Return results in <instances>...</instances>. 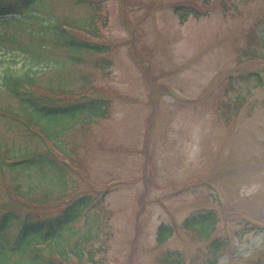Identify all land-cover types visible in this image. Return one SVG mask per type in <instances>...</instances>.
<instances>
[{
	"label": "rangeland",
	"instance_id": "obj_1",
	"mask_svg": "<svg viewBox=\"0 0 264 264\" xmlns=\"http://www.w3.org/2000/svg\"><path fill=\"white\" fill-rule=\"evenodd\" d=\"M80 1L47 0L43 11L78 24L98 17L99 42L111 48L103 56H74L81 63L57 72L91 80L110 101V116L80 118L53 142L72 161L70 167L59 162L60 173H45L46 181L3 167L0 207L18 186L26 195L21 204L32 210L35 202L40 212L65 207L64 198L56 202L62 194L89 196L65 244L86 245L98 264H160L170 253L181 254L184 264L216 258L217 264H264V0ZM179 7L194 8L198 17L182 22ZM17 50L0 43V83L7 71L34 69ZM52 55L55 63L69 60L62 50ZM47 64L33 72L56 84L55 71L44 73ZM258 73L261 81L252 76ZM18 109L0 93V146L18 156L52 150L1 115ZM207 214L218 220L213 238L228 241L216 257L210 241L182 229ZM161 226L175 229L163 246Z\"/></svg>",
	"mask_w": 264,
	"mask_h": 264
},
{
	"label": "trees",
	"instance_id": "obj_2",
	"mask_svg": "<svg viewBox=\"0 0 264 264\" xmlns=\"http://www.w3.org/2000/svg\"><path fill=\"white\" fill-rule=\"evenodd\" d=\"M46 1L0 0V19L12 17L10 20L0 22V43L18 48L17 52L20 55L32 60L34 69L48 63L45 65L44 73L55 71L56 75V84H51L43 82L40 75L33 72L34 69L22 75L7 71L0 83V93L15 100L19 104V109L15 114L7 111L1 115L25 127L31 137L40 140L44 145L51 144L58 156L66 152L53 142L60 140L64 132L76 125L80 118L86 123L107 120L110 116L111 103L103 97L97 87L91 85L88 78L77 76L75 72L63 76L57 71L64 70L65 74V68L81 63L74 56L85 54L103 56L110 51V46L95 43L102 39L101 31L97 27L100 20L98 17L92 16L82 24L69 23L67 20L56 18L55 15L50 17L47 11H43ZM80 3L93 4L91 0H81ZM176 13L182 22L191 14L184 12L183 8L176 9ZM16 25H20L19 28ZM4 27L5 31L1 30ZM56 50L65 51L69 55L68 62H52V52ZM48 57H51L50 60H46ZM106 66L105 61L96 64L100 70H105ZM252 76L261 81L260 76ZM77 86L80 87L75 88ZM47 124L54 128L46 129ZM59 125H64V130L57 129ZM56 153L50 150L41 154L18 156L0 146V170L4 167L10 172L19 170L36 172L46 181L45 173L49 171L60 173ZM68 159L72 161L71 158ZM59 177L63 178L62 174ZM22 189L18 186L9 190V204L0 207V210L6 209V213L0 217V264H85L83 252L88 251L85 246L82 243H75L71 247L68 243L65 244V238L73 235L70 227L82 217L91 198H72L66 209L59 211L55 218L43 220L41 217L47 213V209L43 208L40 212L35 202H32L34 204L32 210L22 205L20 199L22 197L24 202L26 197ZM11 193H15V196L12 197ZM61 197L64 200L69 198L62 194L56 199L57 203L61 201ZM46 198L50 197L46 196L43 199ZM45 203L39 202V207ZM23 215H26V218ZM215 216L199 215L186 220L182 227L198 239L210 241V252L213 257L228 247L227 241L213 238L218 222ZM174 234L173 227H160L158 244L164 245ZM88 255L90 263L95 264V252L88 251ZM160 264H184V260L181 254L170 253L161 259ZM208 264H217V258Z\"/></svg>",
	"mask_w": 264,
	"mask_h": 264
}]
</instances>
